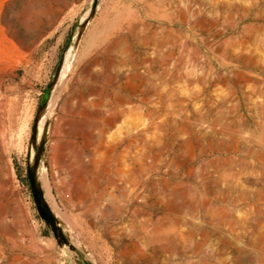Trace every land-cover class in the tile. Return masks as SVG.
I'll use <instances>...</instances> for the list:
<instances>
[{
    "label": "rangeland",
    "instance_id": "obj_1",
    "mask_svg": "<svg viewBox=\"0 0 264 264\" xmlns=\"http://www.w3.org/2000/svg\"><path fill=\"white\" fill-rule=\"evenodd\" d=\"M0 264H264V0H0Z\"/></svg>",
    "mask_w": 264,
    "mask_h": 264
},
{
    "label": "water",
    "instance_id": "obj_2",
    "mask_svg": "<svg viewBox=\"0 0 264 264\" xmlns=\"http://www.w3.org/2000/svg\"><path fill=\"white\" fill-rule=\"evenodd\" d=\"M62 61V59H61ZM61 61L59 63V66L61 64ZM59 67L57 68L58 71ZM56 71V73H57ZM56 73L53 78V81L48 85L44 96L42 98L38 115L35 120L34 125V131H33V147L35 149V153L33 156L32 163L28 166V180L31 188V192L34 198V201L36 203L38 212L40 216L45 220V222L51 227L52 231L54 232L55 236L57 237L59 243H66L69 244L68 239L63 234L62 228L59 225V221L56 217V215L53 213L49 205L47 204L45 198H44V192L41 188L40 182L38 180V168L41 160V155L45 148V141H46V135H47V127H48V121L45 122L43 126V130L41 133V137L39 141H36L37 136V121L41 114V112L45 109V106L47 104L48 98H49V92L52 88L53 82L56 80Z\"/></svg>",
    "mask_w": 264,
    "mask_h": 264
},
{
    "label": "bare ground",
    "instance_id": "obj_3",
    "mask_svg": "<svg viewBox=\"0 0 264 264\" xmlns=\"http://www.w3.org/2000/svg\"><path fill=\"white\" fill-rule=\"evenodd\" d=\"M79 31H80V29L76 32V35H75L74 40L72 41V44L68 47L67 51L64 53V56H63L62 61H61V64H60L59 69H58V71L56 73V80L59 78L60 73H63L65 71V68L69 65V62L72 59L71 57H72V54H73L72 53L73 49H74L73 47L76 46V42H77V40L79 38V33H80ZM54 86H55V82H53L52 88H51V90L49 92V98H48V101H47V104H46L45 108L49 105L51 99L55 96L54 94H55V91H56L55 89H57L56 88L57 86H55V88H54ZM53 99L52 100L55 101L56 98L54 97Z\"/></svg>",
    "mask_w": 264,
    "mask_h": 264
}]
</instances>
